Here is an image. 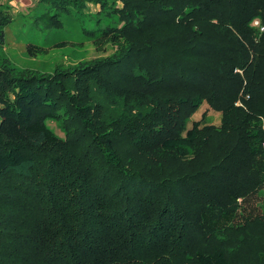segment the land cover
Wrapping results in <instances>:
<instances>
[{"label": "trees", "instance_id": "1", "mask_svg": "<svg viewBox=\"0 0 264 264\" xmlns=\"http://www.w3.org/2000/svg\"><path fill=\"white\" fill-rule=\"evenodd\" d=\"M35 1L119 24L52 72L0 52V264H264V217L236 222L264 188V0ZM204 102L220 124L189 127Z\"/></svg>", "mask_w": 264, "mask_h": 264}, {"label": "rangeland", "instance_id": "2", "mask_svg": "<svg viewBox=\"0 0 264 264\" xmlns=\"http://www.w3.org/2000/svg\"><path fill=\"white\" fill-rule=\"evenodd\" d=\"M0 2H7L13 6V21L5 28V41L4 45L0 46V52L18 66L52 72L59 64L73 65L80 60L105 55L114 50L110 45L99 50L94 42L103 29L119 24L115 14L101 10L99 5L89 4L81 13L75 11L65 13L39 5L35 0H0ZM47 11L57 14L64 26L45 28L40 23L39 17ZM85 31H93L94 37ZM30 44L40 48L41 51L35 55L30 54L28 50ZM201 119L204 122L220 124L221 112L204 102L194 113L188 126L192 125L193 120ZM50 125L58 134L64 135L55 122L50 121ZM241 204L237 223L250 218L264 217V188Z\"/></svg>", "mask_w": 264, "mask_h": 264}, {"label": "built area", "instance_id": "3", "mask_svg": "<svg viewBox=\"0 0 264 264\" xmlns=\"http://www.w3.org/2000/svg\"><path fill=\"white\" fill-rule=\"evenodd\" d=\"M255 25H260V21L258 19L253 22ZM261 30H264V26H261Z\"/></svg>", "mask_w": 264, "mask_h": 264}]
</instances>
